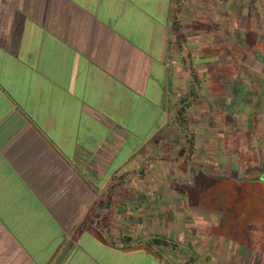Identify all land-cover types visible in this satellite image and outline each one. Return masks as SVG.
<instances>
[{
    "label": "crops",
    "instance_id": "crops-1",
    "mask_svg": "<svg viewBox=\"0 0 264 264\" xmlns=\"http://www.w3.org/2000/svg\"><path fill=\"white\" fill-rule=\"evenodd\" d=\"M174 7L0 0V264H168L121 238L129 176L143 173L128 164L174 118ZM144 112L156 134L132 129Z\"/></svg>",
    "mask_w": 264,
    "mask_h": 264
},
{
    "label": "rangeland",
    "instance_id": "rangeland-1",
    "mask_svg": "<svg viewBox=\"0 0 264 264\" xmlns=\"http://www.w3.org/2000/svg\"><path fill=\"white\" fill-rule=\"evenodd\" d=\"M181 1L171 22L180 32L170 39L181 55L167 80L174 118L128 164L143 173L129 176L124 234L134 247H147L155 236L176 243L177 249L154 248L173 264L191 254L194 264H264V0ZM192 86L197 98L182 123L178 109ZM143 115L132 129L154 133ZM189 141L194 151L181 155ZM149 184L160 188L139 190ZM135 195H148L141 200L148 204L129 207ZM117 226L112 223L114 235ZM135 258L128 263L139 264ZM148 263L144 257L141 264Z\"/></svg>",
    "mask_w": 264,
    "mask_h": 264
},
{
    "label": "trees",
    "instance_id": "trees-1",
    "mask_svg": "<svg viewBox=\"0 0 264 264\" xmlns=\"http://www.w3.org/2000/svg\"><path fill=\"white\" fill-rule=\"evenodd\" d=\"M175 2H179V4H181V0H174ZM181 10V9H179ZM174 11V10H173ZM173 11H172V16H171V19H173ZM176 23V22H174ZM174 31L176 32V35H178V33L180 32V27L179 25L177 24V26L174 28ZM179 39V38H178ZM180 40V39H179ZM194 81H197V75L194 74ZM198 88H200L198 86ZM197 87L196 86H192L190 91L188 92V96L187 97H184L182 98L181 100V107L178 109V115H179V120H181L182 123H186V120H187V110L188 108L191 106V103L193 101H195V99L191 98V97H194V98H197ZM189 147H182L179 151V153L181 155H184V153H187L189 154L192 153L194 151V144L192 142L189 141ZM113 240V239H112ZM121 241L123 243H125L127 246H131L132 242H133V238L131 236H124L121 238ZM148 249H154L155 246H164V247H172L174 249H177L178 245L174 242H172L171 240L167 239V238H161V237H153L151 238L148 242H146V244ZM191 246V244L189 245ZM160 251H157L155 254L157 255H161L159 253ZM165 260V259H164ZM197 261V258L195 257V254H191L190 258L188 261L184 262L183 264H194L195 262ZM174 261H171L169 259V261H167L168 264H173Z\"/></svg>",
    "mask_w": 264,
    "mask_h": 264
}]
</instances>
